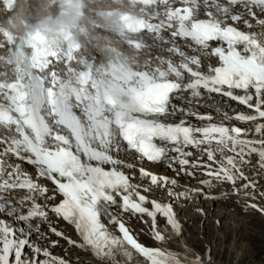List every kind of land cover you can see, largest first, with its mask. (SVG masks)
<instances>
[{
	"label": "snow or ice",
	"instance_id": "1",
	"mask_svg": "<svg viewBox=\"0 0 264 264\" xmlns=\"http://www.w3.org/2000/svg\"><path fill=\"white\" fill-rule=\"evenodd\" d=\"M139 3L152 10L151 15L119 17L122 35L104 46L109 53L106 64L81 69L80 46L69 45L67 75L62 78L55 67L59 52L47 47L36 30L27 40L33 50L29 69L18 53L16 78L0 79V214L26 225L16 228L0 219V264H50L38 259L41 253H50L30 239L33 231L39 232L32 221H46L49 211L74 224L83 238L80 246L108 264H136V255L148 264H203L187 248L181 254L145 246L112 210L116 206L150 219L157 241L166 239L157 230L158 216L180 233L172 204L141 194L142 185L132 183V176L123 170L133 165L119 159V153L126 146L141 159L167 160L169 167L179 165L189 176L195 175L189 166L203 167L207 175L233 184L238 178L247 179L237 157L247 162L244 158L256 153L264 167V138H247L252 130L264 136V124L258 123L264 119V0ZM135 33H154L160 52L153 55L152 46ZM119 45L126 47L127 55L118 51ZM183 93L193 99L215 93L245 105L254 114L225 113V119L252 124L254 129L212 123L210 116L198 117L209 121L203 127L184 119L171 122L178 111L184 112L172 103ZM188 148L198 149L210 163H191L193 153ZM228 151L234 155H226ZM217 152L222 160H217ZM16 161L33 166L35 177ZM140 176L149 177L152 184L177 182L143 168ZM41 179L54 187L41 184ZM200 183L211 186L209 180ZM49 192L53 194L47 196ZM57 195L60 201L49 205ZM41 197L43 204L37 202ZM102 215L120 235L109 230ZM26 248L32 250V258H26Z\"/></svg>",
	"mask_w": 264,
	"mask_h": 264
},
{
	"label": "rangeland",
	"instance_id": "2",
	"mask_svg": "<svg viewBox=\"0 0 264 264\" xmlns=\"http://www.w3.org/2000/svg\"><path fill=\"white\" fill-rule=\"evenodd\" d=\"M214 219L210 218L204 223L205 235L198 231L200 227L192 224L188 231L189 245L198 252L209 251L211 246V256L214 261L226 264H264V224L262 220H256L250 217V222L242 225L238 237L231 236L229 229L223 230L219 234L213 223ZM222 219V220H221ZM220 219V225L229 224L232 220L226 216ZM222 221V222H221ZM193 221L191 223H195ZM201 225V224H200ZM212 227V230L210 228ZM243 228V229H242ZM216 230V232H214ZM244 230V231H243ZM206 231V232H207ZM191 236V237H190ZM204 238V239H203ZM232 238V239H231ZM207 240L208 243L205 242ZM203 242V243H202ZM209 244V246H207ZM208 249V250H207ZM201 250V251H200Z\"/></svg>",
	"mask_w": 264,
	"mask_h": 264
},
{
	"label": "clouds",
	"instance_id": "3",
	"mask_svg": "<svg viewBox=\"0 0 264 264\" xmlns=\"http://www.w3.org/2000/svg\"><path fill=\"white\" fill-rule=\"evenodd\" d=\"M28 0H3V7H0V13H4L5 19L0 22L2 23L3 31H0V46H4L5 42L8 40V36L4 33L7 32L11 37H19L24 34L26 28L25 25L30 23L31 16L27 12L25 5ZM125 0H114L113 4H110L108 0H87L84 7H89V5H106L104 7L89 8V11H95L100 16L101 21L108 19L105 13H114V18L117 20L123 15H133L127 12L120 11L119 14L116 13V9L124 8ZM84 18H87L86 14H82ZM103 27V24H101ZM39 31L41 35L45 38V44L47 47L51 48L53 51L59 52L65 45H76L80 46V49L84 46L83 41L75 33L70 31L66 25H58L55 22L46 24L41 22ZM15 64V57L3 54L0 55V68L7 67L9 65Z\"/></svg>",
	"mask_w": 264,
	"mask_h": 264
},
{
	"label": "bare ground",
	"instance_id": "4",
	"mask_svg": "<svg viewBox=\"0 0 264 264\" xmlns=\"http://www.w3.org/2000/svg\"><path fill=\"white\" fill-rule=\"evenodd\" d=\"M136 183L141 185L139 181H136ZM178 204H179V207L178 208L176 207V212L178 215V222L180 225V236L173 237L171 234H169L168 240L171 242L173 246H177V247L181 246V249H183L184 251L186 249L184 246L186 247L190 246L188 242L189 240L188 238L189 229L188 228L192 227V224H196V226L200 227L198 228L199 229L198 231H200L203 234V232L205 231V227H206L204 226V223L207 222L208 219L210 220V218L214 217L213 221L212 222L210 221V224L211 223L214 224V226L216 227L215 229L218 230L217 232L222 231L221 230V227H222L224 231L229 229L230 230L229 234L231 236L238 237V234L241 230L242 225H244L245 222H247L246 218L243 215L239 216V215H235L234 213L230 212L229 211L230 206L227 205V206H223V208H219V207L217 208L215 207L217 204L209 200H203V199L196 200L193 196H190L187 199L180 200ZM224 216L230 218L232 222L231 223L229 222V224H222L221 226L220 219L224 218ZM127 220L130 223H133V220L131 218L127 217ZM193 221H196V222L191 223ZM133 226L137 230H139V226L137 224H133ZM210 228L212 230L211 225H210ZM207 229H209V227H207ZM206 231L204 232L203 235L208 233V231L207 232ZM214 232H216V230ZM220 233L221 232H219V234ZM205 242L208 243L207 240H205ZM207 246H209V244H207ZM189 248L192 253H197L199 255V257L202 259L204 264H226L223 262L222 263L218 262L219 260L218 261H214L215 259L213 260V257L211 256V246L210 248H208L210 249L208 252L203 251L201 253L195 250L194 248H192L191 246ZM69 252H71V250H69ZM75 255L79 256V261L82 264H96L93 262H85L87 257L83 253L75 252Z\"/></svg>",
	"mask_w": 264,
	"mask_h": 264
}]
</instances>
